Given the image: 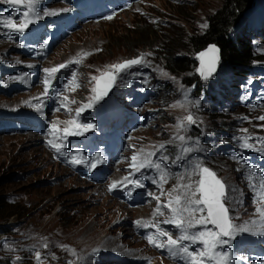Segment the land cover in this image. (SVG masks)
Wrapping results in <instances>:
<instances>
[{
	"label": "rangeland",
	"instance_id": "1",
	"mask_svg": "<svg viewBox=\"0 0 264 264\" xmlns=\"http://www.w3.org/2000/svg\"><path fill=\"white\" fill-rule=\"evenodd\" d=\"M63 2L40 0L37 10L44 18V11L63 6ZM132 2L129 8L111 18L88 23L50 51L44 66L56 65L71 56L79 58L76 64L79 86L70 91L64 120L87 116L91 110L96 117L114 110L117 113L124 110L120 104L123 99L134 105L136 102L131 98L138 95L140 102L134 109L140 111V116L146 114L149 120L133 137L134 146L144 155L156 153L154 160L160 155L168 157V164L162 165L169 173L167 181L158 184L155 194L159 201L165 204L169 193L180 194L183 190L178 185L198 181L199 175L189 179L187 173L199 162L225 184L229 215L242 225L244 213L236 207L240 177L230 154L233 149L242 150L239 143L245 136L251 137L249 143L254 147L264 146V120L259 119L264 117V109L254 105H263L264 96V0H254L241 20L258 52L259 58L254 60L257 62L245 75L234 76L219 61L212 76L198 77V81H194L193 74H196L195 63L200 59L185 39L202 33L207 17L222 0ZM26 10L25 6L0 4V17L13 13V17L18 14L20 21ZM163 42H167L165 46ZM1 51L9 58L12 49L8 43L0 41ZM171 56L192 59L195 63L186 64L183 72L173 74L166 70L167 58ZM138 57H142L143 62L117 77L105 101H93V77L114 71L111 65ZM26 95L18 93L16 97ZM11 99L12 95L0 94V102ZM210 99L221 101L214 105ZM88 104L91 106L77 116L76 110ZM187 114L192 115L196 123L189 125L187 131H178L177 124ZM181 135L186 138L183 143L178 139ZM181 147L196 150L178 164H171L180 155ZM103 191L95 195L98 189L71 176L68 169L52 160L38 137L0 133V200L18 207L16 215L5 221L0 218V225L8 228L0 246V264H108L106 255L99 252L102 249L123 254H141L148 250L143 241L132 234L129 222L134 217L147 216L149 211L124 209L117 201L103 195ZM7 211L0 210V216ZM149 264L165 263L156 257Z\"/></svg>",
	"mask_w": 264,
	"mask_h": 264
},
{
	"label": "snow or ice",
	"instance_id": "2",
	"mask_svg": "<svg viewBox=\"0 0 264 264\" xmlns=\"http://www.w3.org/2000/svg\"><path fill=\"white\" fill-rule=\"evenodd\" d=\"M0 4H7L9 6H25L26 11L23 12V18L20 19L19 23H16L11 18H7L0 23L9 29L10 32L23 34L29 25L35 23L37 20L43 17L39 14L37 6L40 4V0H0ZM69 9H64L68 11ZM56 12L44 11L43 15H56ZM110 18V17H109ZM207 27V25H204ZM43 47V45H41ZM218 49L215 46H211L208 52H202L199 54V59L201 60V68L199 69L201 76L207 78L215 70V64L217 62V56L215 55ZM209 53L212 55L209 56ZM205 57H208L207 61ZM143 62L142 57H138L131 60H126L121 63L111 65L110 68L114 71H107L102 73L100 77H93L92 79L96 81V87L93 88V92L96 95L93 97V101H98L102 99L103 96L107 95L108 90L115 84L117 77L126 72L134 65H139ZM71 63H79V60L71 61ZM32 67V65H29ZM69 67V64L61 63L60 65L52 68L43 69L46 76L43 80V93L41 97H35L37 101L36 104H32L31 101L28 102V106L33 107L37 112H42V107L44 101L50 95V90L54 87L53 80L56 78L57 74L62 70ZM11 79H17L12 77ZM101 83L103 87H101ZM69 86L75 87L79 85L76 84V73H72L71 79L68 81L64 87L67 89ZM61 103V107L67 108L68 97L64 96ZM74 103V101H72ZM198 104V101L196 102ZM91 104L84 105L76 110L77 116L84 111V108L90 107ZM259 119L264 120V117H259ZM69 125L72 127H65L62 131L64 137L70 135H82L84 131L92 129L94 126L92 124H78L75 120L68 121ZM192 115H188L183 118V121L177 124V129L187 131L189 125L195 124ZM51 133L55 137V134L60 131L55 124L51 126ZM246 131V130H245ZM178 139L183 143L185 142V136H178ZM251 137L241 138L239 143V148L248 150L253 149L254 145L249 143ZM264 142V141H262ZM199 143L198 141L196 142ZM50 146L57 152L61 153L63 145L56 143L55 139L49 141ZM161 149L164 145L160 146ZM194 147H181L180 155L176 159L171 161V164L176 165L181 160H183L187 154L195 151ZM264 154V152H262ZM156 153L150 152L144 155L142 150L140 153H134L131 157V163L129 167L133 170V173L141 172L143 169H154L160 176V182L164 183L167 181L169 173L165 171L162 165L168 164V157L165 155H160L157 160L153 159ZM80 153L72 155L69 163L74 165H79L84 163ZM104 160L97 153L95 160L90 162L91 168H96L98 163H103ZM133 173H129L131 176ZM199 175L198 181H191L187 184L178 185L177 187L183 191L180 194L173 196L169 193V200L167 203L163 204L162 207L170 212L168 219L162 221L163 224H171L178 231L177 237L174 239L173 234L163 228H161L160 223H154L151 227L155 228V233H149L146 236L148 243L159 249H167L171 257L182 260L183 264H234V257L228 251L220 250L225 245L230 243V240L234 238V234L237 232H251L253 235L264 236V177L261 178L259 187L255 185L252 187L256 193V202L258 207L256 212L259 214L258 220L251 221V225L242 224L237 225L233 222L232 217L229 215L230 209L226 207L225 201L228 199L226 194L225 184L217 178L216 174L203 167L199 162H196L191 166V171L187 173L189 179L194 176ZM129 176L124 177L123 181L113 182L109 185V191L117 188L121 183L127 185L131 184L136 188H143V177L141 179H129ZM184 176L181 175V179ZM154 184L158 182L153 179ZM195 184V188H193ZM159 186V185H158ZM131 195V192L128 193ZM163 194V193H162ZM149 195H153L149 193ZM158 201L157 208L155 210L156 214L164 215L161 211V205L159 204V197H154ZM140 225L141 222L137 221ZM211 225V227H209ZM148 228L150 225L145 223L142 225ZM199 228L197 231H191V229ZM161 237H167L166 240H162ZM227 238V239H226ZM184 241L190 242L191 245H202L198 250H191L188 244L182 243ZM36 257L39 260L40 253H36Z\"/></svg>",
	"mask_w": 264,
	"mask_h": 264
},
{
	"label": "trees",
	"instance_id": "3",
	"mask_svg": "<svg viewBox=\"0 0 264 264\" xmlns=\"http://www.w3.org/2000/svg\"><path fill=\"white\" fill-rule=\"evenodd\" d=\"M253 0H222L220 6L207 17L205 29L201 34H192L186 37L194 54L201 52L209 45H214L220 51V61L233 73L239 74L246 71L250 64L258 59L254 56L250 47V40L241 34L232 33V28L239 20V17L252 4ZM167 36L165 37V40ZM167 42H163L164 46ZM163 46V50H164ZM196 49V50H195ZM262 58V57H260ZM133 59V58H131ZM129 60V59H127ZM166 70L178 74L183 72L184 65L195 63V61L174 56L167 58ZM196 78V76L194 75ZM197 79V78H196ZM18 207L6 201L0 200V210L7 209V213L0 218L7 220L10 216L16 215ZM8 233V228L0 225V246L3 238ZM1 261V259H0Z\"/></svg>",
	"mask_w": 264,
	"mask_h": 264
},
{
	"label": "water",
	"instance_id": "4",
	"mask_svg": "<svg viewBox=\"0 0 264 264\" xmlns=\"http://www.w3.org/2000/svg\"><path fill=\"white\" fill-rule=\"evenodd\" d=\"M211 46H214V45H209L205 50H202L200 53H202V52H208V49L211 47ZM215 48H216V46H215ZM217 49V48H216ZM212 54L211 53H209V56H211ZM216 56H217V62H218V59H219V51L215 54ZM207 59H208V57H205V60L207 61ZM217 62H216V64H215V69H216V65H217ZM201 68V66L197 69V73H198V75L200 76V77H202L201 76V73H200V71H199V69ZM215 71V70H214ZM213 71V72H214ZM212 72V73H213ZM101 76V75H100ZM99 76V77H100ZM210 76V75H209ZM95 87H96V81H95ZM101 87H103V84L101 83ZM109 92H110V89L108 90V92H107V95H105V97H107L108 95H109ZM95 95H96V93H95Z\"/></svg>",
	"mask_w": 264,
	"mask_h": 264
},
{
	"label": "bare ground",
	"instance_id": "5",
	"mask_svg": "<svg viewBox=\"0 0 264 264\" xmlns=\"http://www.w3.org/2000/svg\"><path fill=\"white\" fill-rule=\"evenodd\" d=\"M153 13H154V12H153ZM169 14H170V13H169ZM155 15H156V14H155ZM172 15H173V14H172ZM70 36H71V35H70ZM186 48H187V47H186ZM186 48H185V49H186ZM181 50H182V49H181ZM188 50H189V49H188ZM195 50H196V49H195ZM186 51H187V49H186ZM199 52H200V51H199ZM185 53H186V52H185ZM195 64H196V63H195ZM15 90H16V89H14V91H13L12 95H14V94H15ZM13 99H15V97H14ZM1 198H2V197H1ZM13 221H14V220H13ZM12 223H13V222H12ZM4 224H5V223H4ZM29 247H30V246H29Z\"/></svg>",
	"mask_w": 264,
	"mask_h": 264
}]
</instances>
